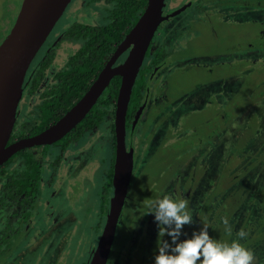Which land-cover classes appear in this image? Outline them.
<instances>
[{
    "label": "flooded vegetation",
    "instance_id": "flooded-vegetation-1",
    "mask_svg": "<svg viewBox=\"0 0 264 264\" xmlns=\"http://www.w3.org/2000/svg\"><path fill=\"white\" fill-rule=\"evenodd\" d=\"M164 2L163 15L184 9L159 25L136 75L143 87L137 90L141 98L139 95L134 109H128V102L123 124L124 149L131 150L132 168L105 264H145L158 234L154 216L147 214L149 201L163 195L187 200L195 217L204 210L212 192L215 204L220 200L217 187L222 170L230 171L227 161L235 158L226 156L221 164L222 129H232L231 123L238 118L237 63L239 57L253 63L258 48L264 49V10L248 6L238 9L234 6L237 0ZM92 7L86 0L82 11H90L82 15L80 9L70 11L69 3L60 18L72 12L65 28L55 33L56 24L32 59L24 74L22 83L26 85L7 145L53 125L84 93L61 106L55 72L66 60L60 66L54 61L62 48L67 58L77 49L73 45L78 40L65 37L71 24L96 23L100 15ZM179 19L184 27L175 23ZM203 31L202 38L216 47L191 53V42ZM242 44L245 51L240 53ZM125 56L126 52L114 65ZM38 68L42 71L30 83ZM86 115L59 140L20 148L0 166V264H9L15 256L34 247H40L48 260L46 263L43 258L42 264H62V245L71 241L82 212L88 223L85 232L94 238L81 263L89 264L109 214L116 144L114 107L94 126L88 121L82 123ZM94 160L100 169V183L95 191V207L86 217L88 201L84 200L82 184L94 174ZM258 200L264 201V189ZM215 204L214 209L218 208ZM262 205L257 203V220H262ZM240 213L235 223L239 226L244 220L248 236L253 230L251 222L257 220L252 221L247 211ZM28 258L25 264H30Z\"/></svg>",
    "mask_w": 264,
    "mask_h": 264
},
{
    "label": "water",
    "instance_id": "water-1",
    "mask_svg": "<svg viewBox=\"0 0 264 264\" xmlns=\"http://www.w3.org/2000/svg\"><path fill=\"white\" fill-rule=\"evenodd\" d=\"M70 2L71 0H22L10 30L0 43V166L20 148L47 145L59 140L82 120L110 80L119 77L113 121L116 144L112 179L114 190L109 214L89 261V264H105L132 168L131 150L124 149L123 124L133 82L159 25L179 14L184 7L163 15L164 0H146L144 9L132 27L115 46L108 60L73 106L39 134L7 145L17 115L16 108L26 85L22 83L24 74ZM125 52V58L114 65Z\"/></svg>",
    "mask_w": 264,
    "mask_h": 264
},
{
    "label": "trees",
    "instance_id": "trees-1",
    "mask_svg": "<svg viewBox=\"0 0 264 264\" xmlns=\"http://www.w3.org/2000/svg\"><path fill=\"white\" fill-rule=\"evenodd\" d=\"M87 2L89 6L101 5V13L97 24L92 26L71 24L65 32V37L78 40L80 46L66 59L64 66L55 72L57 76L56 89L59 91L57 99L62 107L69 105L72 100L77 99L85 91L91 80L101 69L106 57L113 52L115 46L132 27L146 4V0H87ZM227 2L229 3V1ZM244 2H246V5H242ZM234 6L238 9L248 6L247 8H253L255 11H262L264 10V0H237V4ZM244 45L242 44L241 48H238L240 53L245 51ZM258 50L260 52L255 54L253 63H248L246 57H239L237 63L238 100L235 115L238 117L264 95V63L258 61L260 57L264 59V49L258 48ZM41 71L38 68L30 83ZM119 81V77L110 80L103 94L98 98L97 104L87 113L82 123L88 121L92 126L97 125L104 114L109 110L112 112ZM141 84V80L136 77L131 89L128 109H134L137 105L140 95L137 90L138 88L143 89ZM222 132H224V128ZM227 164L230 165L228 161ZM235 179L234 174H228V170L223 168L220 183L217 187V192L221 194L220 200L215 204L214 192H212L209 198L210 201H205L204 210H200L193 217L191 225L184 226L182 231L187 236L182 235L181 240L190 238L193 231H199L201 227L206 226L210 237L221 243H230V236L236 233L235 225L237 226V224L235 221L240 213L238 211L239 196L244 192V185H240L238 188H236L237 186L234 187ZM256 203L264 204V201L259 202L257 199ZM214 204L218 208L214 209ZM188 210L191 212V209L188 208ZM225 218L229 221V226L232 229L231 234L227 232L226 226L223 224ZM245 224L246 222L242 220L236 228L237 233L240 230L245 231ZM163 239L171 242L168 236ZM156 254L155 245L145 264H154Z\"/></svg>",
    "mask_w": 264,
    "mask_h": 264
},
{
    "label": "rangeland",
    "instance_id": "rangeland-1",
    "mask_svg": "<svg viewBox=\"0 0 264 264\" xmlns=\"http://www.w3.org/2000/svg\"><path fill=\"white\" fill-rule=\"evenodd\" d=\"M22 0H0V43L10 30L16 13L19 9ZM86 0H71L70 11L74 8L80 9L82 15L89 13L87 9L82 11V6ZM174 6V5H173ZM101 5H94L92 7L93 12L98 16L101 13ZM66 12L65 16L57 22V28L54 29L55 33L65 28L68 22V17L73 12ZM175 22L179 26L184 27L182 19ZM98 23V17L96 23ZM204 31L200 37L195 38V41L191 42V53H204L212 50L216 47L214 44L209 46V41L202 38ZM79 42H76L73 47L78 48ZM242 55V54H241ZM68 56V53L62 48L59 51L55 64L59 66L64 63ZM192 60V59H191ZM260 62V61H259ZM232 129H225L222 133L221 144V164L224 162L225 157H233L230 162V172L236 176L234 187L238 188L240 185H244V192L239 196L238 211H247L250 215L249 218L252 221L257 220L256 200L260 192L264 189V96L255 104L250 106L240 117L231 123ZM94 174H89L90 179L86 182L83 180L82 187L84 189V200H87L85 213L87 217L88 213L95 207V191L98 183H100V169L97 167V160L93 161ZM87 190V193H86ZM262 220H257L256 223L251 222L253 230L246 238L239 240V242L247 249H250L255 254L254 264H264V204L262 205ZM80 219L74 231V235L71 236V241L62 245L63 251V263L62 264H81L86 260L90 245L94 244V238L85 232V226L88 224L86 219L82 218L83 212L79 213ZM241 215V213H239ZM90 217V214L88 215ZM64 230V227H63ZM63 238V236H62ZM230 243L233 240L239 239L237 235L230 236ZM44 253L40 250V247H34L28 253H22L14 257V260L9 264H25L26 259L30 264H42L41 260ZM45 259V258H44ZM46 260V259H45ZM48 263V260H46Z\"/></svg>",
    "mask_w": 264,
    "mask_h": 264
},
{
    "label": "clouds",
    "instance_id": "clouds-1",
    "mask_svg": "<svg viewBox=\"0 0 264 264\" xmlns=\"http://www.w3.org/2000/svg\"><path fill=\"white\" fill-rule=\"evenodd\" d=\"M149 212L154 216L158 234L156 241L157 254L154 264H254L255 254L245 248L239 240L246 238L247 233L240 230L239 239L231 243H221L208 234L203 226L193 231L190 238L180 239L183 228L193 223V216L188 210V201L174 200L169 195L149 201ZM226 230L231 234L229 221L223 219ZM170 237L171 242L163 239Z\"/></svg>",
    "mask_w": 264,
    "mask_h": 264
}]
</instances>
